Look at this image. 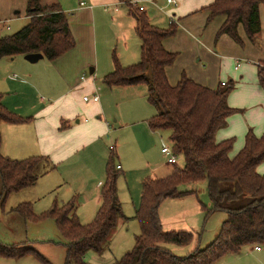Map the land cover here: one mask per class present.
<instances>
[{"label": "trees", "instance_id": "trees-1", "mask_svg": "<svg viewBox=\"0 0 264 264\" xmlns=\"http://www.w3.org/2000/svg\"><path fill=\"white\" fill-rule=\"evenodd\" d=\"M130 8L137 20L136 31L141 39V59L124 65L114 54L115 67L107 73L104 81L110 86L145 84L147 97L158 112L149 119L152 129H169L174 150L184 159V165H176L174 171L165 176L147 175L142 181L140 205L133 216L140 225L134 247L114 264H213L228 253L239 252L246 245H264V173L258 166L264 162V133L258 136L253 130L246 135V142L232 156L235 138L221 141L217 132L225 127L236 108L228 102L234 88L233 80L221 82L213 88L204 85L183 73L181 79L172 84L166 68L174 63L178 53L168 50L164 40L176 34L178 26L169 27L151 23L145 11L131 4L132 0H119ZM264 0H215L205 10L210 12L208 21L218 16L226 19L217 36L230 35L243 43L240 26H244L252 41L262 32L261 11ZM27 25L12 34L0 36V59L42 52L47 59L54 60L75 47L69 16L57 3L44 5L43 0H28ZM258 77L264 86V57L257 63ZM27 118L11 111L3 102L0 93V125L2 122L21 123ZM0 129V179L2 191L0 204L4 208L9 196L35 184L39 179V165L45 156L12 158L1 151ZM116 151L115 147L111 148ZM111 154L107 164L106 179L101 188V205L91 222H83L77 214L75 199L55 204L37 214L32 202L24 201L10 211L26 220L40 221L53 217L65 238L67 247L65 264H88L85 254L89 249L102 251L126 216L120 199L118 179L120 169ZM205 181L211 204H202L206 216L213 210H226L227 218L214 238L205 247L196 248L187 255H178L170 245H188L194 239L189 230H165L160 217V206L167 198L182 197L195 192L183 189V185ZM230 181L233 188H223ZM244 194L251 200L242 206L225 202L233 201ZM249 197V198H250ZM25 243H7L0 240V256L19 258L32 254L44 264L52 261L37 248Z\"/></svg>", "mask_w": 264, "mask_h": 264}, {"label": "crops", "instance_id": "crops-1", "mask_svg": "<svg viewBox=\"0 0 264 264\" xmlns=\"http://www.w3.org/2000/svg\"><path fill=\"white\" fill-rule=\"evenodd\" d=\"M81 1H85L86 5L81 6ZM159 1L132 0V2L137 3L138 8L143 6L141 4H145L146 9L144 11L152 24L159 26L157 11L167 14L170 24L172 22L178 24L177 33L164 40V45L168 50H177L179 52L176 62L166 68L168 78H170L169 81L171 80V75H181L180 77L177 76V80H171L172 84H176L184 72L180 74V69L178 73H175L176 66L187 65L190 58H194L195 63L202 61L206 63V66L203 64V67H206L205 69L203 67L200 68L202 71L207 70V63L210 61L212 69L220 67V75L221 69L227 64V59L235 61L236 70L240 68V61L247 57H252L255 62L257 61L256 63L261 60L259 56L262 52L264 53L263 21V35L262 37H256L254 41L248 38L244 26H240L239 31L243 37V43H239L228 34L217 36L220 26L226 19L225 16H218L211 22L208 21L210 12L205 10V8L210 6L215 0H176L177 6L169 5L168 2L164 6H160ZM54 3L59 4L65 13L68 14L76 45L54 60L47 59L51 65L47 63L36 65L46 57L39 59L37 62L29 61L25 58V55L8 56L0 59V93L3 95V102L8 109L27 118L25 122L21 123H1V151L4 155L17 159L34 155L45 156L39 165L42 177L40 176L41 178L38 181L49 176L46 179L47 182H55L56 180L59 182V186L68 184L70 187L65 190V195L68 194V196L63 197V199L75 197L79 209H88L93 214H90L92 219L88 217L87 220H84V222H91L101 205V188L106 175H102L98 168L96 172L93 171L91 174L93 177L91 182L87 181L85 183L83 181L81 187H74L70 185V180H67L66 174L61 170L76 163L80 164L81 160L75 159L74 157L76 156H82L83 154L89 158L93 157L94 151L92 148L111 133L110 118H107L106 110L101 100L97 102L84 99L85 95L92 94L97 87V71L100 73L98 75H106L114 69V64L106 59L107 49L110 44L105 27L110 23L118 28L119 32L115 36V53L118 54L124 64L132 63L138 59L139 50L137 48L135 50V45H138L139 49L141 39L135 30L136 23H134L132 15L127 8H124L126 4L119 0H43L44 5ZM166 7L177 8L178 20H176L175 15L173 18L166 11ZM27 10L28 0H0V36L6 33V29L11 31L13 26H16V29H20V27L27 25L30 20ZM262 14H264L263 8L261 16ZM185 44L193 47L190 53L185 52ZM133 45L134 49H132ZM113 47L114 45H112ZM226 50H229L230 53ZM100 55L105 58H101ZM101 59H103L102 69L100 66ZM88 69H90L91 76L86 77L84 80L82 75H86L85 73ZM197 75H209V73L200 72ZM242 76L241 81L246 79L251 81V90H243L244 98H249L251 101L252 98L257 100L251 122V126L255 128L256 132L245 123L242 126H237V120L240 117L238 114L231 115L230 119L228 118L227 125L217 132L216 138L221 141L234 137L235 144L238 139V145L234 146L231 152L232 156L239 152L242 145L244 146L249 130H253L258 136L264 133V86L259 81L258 67L257 70L250 68V71ZM202 79L200 78L196 81L208 85ZM230 80H233V78H230ZM245 84L248 85V82H245ZM208 86L216 87L214 84ZM115 87L120 88L119 86ZM150 130L156 133L160 129L154 130L151 128ZM115 149H117V144ZM161 152L167 160L162 148ZM72 158L74 162H70ZM82 159L84 160L83 157ZM84 164L87 165L86 162ZM118 165H121L123 169L121 162ZM175 167L176 165L174 166L168 162L156 167L150 166V172H146L145 175L151 174L165 177L171 174ZM161 170L162 173L160 172ZM37 182L20 191L35 187ZM196 184H188L186 188H183L195 190V192L182 197L167 198L163 201L159 210L165 230H189L194 232V239L188 245H185L190 247L193 243L188 253L196 248L204 247L202 242L207 239V236L204 238V235L199 233L201 224L203 219L206 222L211 218L212 214L218 211L213 210L206 216L202 204H211L208 188L202 190L199 187L197 188ZM51 188L55 189V186ZM198 190H202L201 193L205 197L207 196V200L199 196ZM140 201L141 199L134 200L135 204L138 205L137 208L140 205ZM137 208L135 206L136 210ZM9 214L10 216H18L16 215L17 213ZM135 214L129 212L127 215L135 220L136 218L133 217ZM121 226L125 227L124 222H122ZM118 228L114 234L120 233V237L126 239L125 228L121 231H118ZM220 228L208 229L212 230L208 231V238L211 237V240L215 234H218ZM18 239L17 241H24V239L21 240L22 238ZM110 240L106 243V247L111 246ZM64 241V239H60V242H56L63 245L67 252ZM206 243L209 244L210 242ZM125 245H127V242ZM173 245H170V247L179 254ZM256 246L251 245L252 250L254 248L258 252L263 251L262 245H260L261 249H257ZM242 250L236 254H241ZM29 255L32 254L23 255L19 258L3 256H0V258L20 260ZM218 260L219 258L216 261ZM0 262L3 261L0 259Z\"/></svg>", "mask_w": 264, "mask_h": 264}, {"label": "rangeland", "instance_id": "rangeland-1", "mask_svg": "<svg viewBox=\"0 0 264 264\" xmlns=\"http://www.w3.org/2000/svg\"><path fill=\"white\" fill-rule=\"evenodd\" d=\"M167 0H160L159 5L164 6ZM147 3V2H146ZM145 7V4H141ZM124 8L130 12V8L125 5ZM148 9V8H147ZM166 11L176 20L177 17V8L173 7H166ZM158 14V25L160 27H169V17L167 14H164L161 11H157ZM131 14V13H130ZM134 23L137 26V20L135 16L132 15ZM157 21V20H156ZM262 21L264 24V14H262ZM177 24V23H176ZM178 26V24H177ZM16 26H13L11 31L6 29L5 34H12L18 31ZM21 28V27H20ZM108 41L110 46L107 49L106 59L111 61L115 67L114 61V54L115 53V44L116 38L115 36L119 32L116 26H112L110 23L107 24L105 27ZM136 30V29H135ZM137 32V31H136ZM177 33V32H176ZM4 34V35H5ZM138 34V33H137ZM263 32L259 34L262 37ZM115 38V39H114ZM139 41V40H138ZM140 42V41H139ZM112 45L114 47L112 48ZM139 50L138 59L132 63L138 62L141 59V46L138 49V45H135V50ZM134 49V45L132 46ZM185 52L190 53L193 50L192 46H188L185 44ZM229 51V50H226ZM179 56V52L175 50ZM230 53V51H229ZM118 55V54H117ZM242 56V55H239ZM247 56V55H246ZM101 58H105L104 56L100 55ZM119 57V56H118ZM264 57V53L262 52L259 56V59ZM178 59V58H176ZM121 60V59H120ZM225 61V59H223ZM103 59H101V69L103 65ZM122 62V61H121ZM176 62V60L174 61ZM208 68L205 71L200 70L203 67V64L206 63L204 61L200 63H195L194 58H190L187 65H179L175 68V73H178L180 70V74L185 73L187 76L193 78L194 80H198L203 78L205 84H214L216 87L223 81H231L230 78H233V85L234 88L229 95V104L235 107L237 110L234 114H238L240 119L237 120V126H242L244 123L250 127H252L255 131V128L251 126V122L253 120V110L256 105V101L252 98V101L249 98H244L243 90L248 89L251 90V81L249 80H242L243 74L248 73L250 68H254L257 70V61L252 59V57H247L243 59L240 65V68L236 70V63L234 60H228L227 64L223 66L221 69V75L219 74L220 67H215L212 69L211 62L208 61ZM49 64V60L47 58L42 59L39 64L36 65H43ZM123 63V62H122ZM127 63L124 65L132 64ZM172 65V64H171ZM178 65V64H176ZM204 69L206 67H203ZM246 69H248L246 71ZM203 72L205 74L209 73V75H197L198 73ZM99 71H97V86L102 87L101 89V103L106 110L107 118H110L109 121L112 125L111 133L109 136L105 137L104 139L100 140L98 144H96L92 150L94 151L93 157L89 158L82 154L79 156L74 157L75 159H80V164H73L70 165L68 168L64 167L61 171L64 172L67 176V180H70V185L74 187H81V183L84 181L85 183L91 182L93 179L92 173L93 171L96 172L99 168V172L102 175H106L107 173V164L109 161V157L111 154L114 155L113 162L114 165L121 164L123 165V169H120V176L118 179V187H119V194L120 199L123 205V211L126 212V216L129 212L135 214V206L137 208L138 205L135 204V199H141L142 196V181L145 176L151 175L146 174V172H150V166L156 167L160 166L163 163H166L167 160L164 158L161 148L163 143H167L168 145L172 146V141L170 139L171 131L169 129H160L156 133H153L149 126V119H151L155 114H157L158 110L155 105H153L148 97H147V87L145 84H136V85H129V86H119L117 88L115 86H110L104 81L105 75H98ZM85 77L91 76L90 69L85 73ZM100 74V73H99ZM103 74V73H102ZM257 74V72H256ZM177 76L181 75H171V80H177ZM198 78V79H196ZM170 79V78H169ZM170 80V82H171ZM177 82V81H176ZM248 82V85L245 84ZM207 85V86H208ZM84 96V95H82ZM250 102V103H246ZM252 102V103H251ZM233 114V115H234ZM230 119V118H229ZM229 121V120H228ZM256 132V131H255ZM257 134V133H256ZM121 143V147H120ZM117 144L116 151H112L111 146L115 147ZM238 145V139L236 141L235 146ZM243 147V145H242ZM84 158V160L82 159ZM83 161V162H82ZM70 162H74V159L70 160ZM86 162L87 165L84 163ZM179 166L184 165V159L180 156L179 159ZM101 166V171H100ZM175 166V165H174ZM264 162L259 166V172H264ZM162 173V170L160 171ZM38 173L41 176L42 172L38 169ZM39 176V178H41ZM37 182L35 187L30 188L28 190H23L20 192L12 193L4 208L1 207L0 204V240L7 242V243H25L24 245H31L37 248L42 254L48 257L52 264H65L66 258V248L57 243L56 241L60 242L61 240H65L63 235L61 234L56 220L53 217H46L40 221L34 220H26L23 216L18 215L10 216L9 213L11 212L10 209L17 205L20 202L30 201L32 202L33 209L37 214H40L46 210H49L55 202L59 204H63L64 202H68L71 199L76 198L72 197L71 199L64 200L63 197L68 196L65 195V190L68 189L70 186L60 185L59 182L55 180V182H47L49 176H46ZM51 179V178H50ZM58 182V183H57ZM197 188L204 190L207 188L205 181H199L197 184ZM55 186V189L51 187ZM187 185H183L182 188H186ZM233 183L230 181H226L222 183L223 188H233ZM202 190H198L199 196H201L204 200H207V196L205 197L201 192ZM2 191V181L0 179V194ZM64 194V195H63ZM249 194H244L240 198L229 201L226 200L225 202L233 204V206H242L247 204L251 197ZM26 198V200H24ZM28 198V200H27ZM24 200V201H23ZM134 212V213H133ZM82 213V215H81ZM73 214H77L79 218L84 222L87 220L88 217L92 219V213L88 209H79L76 207L73 211ZM84 214V215H83ZM92 214V215H90ZM87 216V217H84ZM11 217V218H10ZM19 217V218H18ZM130 217V216H128ZM227 218V211L226 210H218L214 214H212L211 218L206 222L201 224L199 233L204 235V238L207 236V239L203 240L202 245L205 247L207 245L206 242H211L214 240L216 234L212 239L211 237L208 238V229L213 228H220L222 226L223 220ZM89 222V221H88ZM121 224L124 222L125 227L118 224L117 228L118 231H121L125 228V234L127 235L126 239H122L119 234H114L111 236V246L109 245L106 247L107 244L104 245L103 251H96L94 249H89L85 254V259L88 264H114L120 257H122L126 252L130 251L136 241V235L140 232V225L137 219L133 220L123 219L120 221ZM116 228V229H117ZM136 230V231H135ZM116 231V230H115ZM218 232V231H217ZM117 233V232H116ZM18 238L24 239V241H17ZM28 238V239H27ZM128 238L130 239L128 241ZM27 240V241H26ZM109 241V240H108ZM127 242V245H125ZM193 244V243H192ZM191 244V245H192ZM188 246H175V249L179 252L178 255H186L189 254L188 251L191 248ZM263 251L258 252L254 248L252 250L251 245H247L242 248L241 254L236 253H228L233 255H223L219 258L215 264H264V245ZM111 247V248H110ZM127 248V249H125ZM241 251V250H240ZM239 251V252H240ZM118 257V259H116ZM223 257V258H222ZM3 262L0 264H43L38 258L33 255L26 256L20 260L18 259H2Z\"/></svg>", "mask_w": 264, "mask_h": 264}, {"label": "built area", "instance_id": "built-area-1", "mask_svg": "<svg viewBox=\"0 0 264 264\" xmlns=\"http://www.w3.org/2000/svg\"><path fill=\"white\" fill-rule=\"evenodd\" d=\"M168 4L169 5H175L177 6V1L176 0H167ZM131 4L135 7H138L137 3H134L131 1ZM81 6H85L86 5V2L85 1H81ZM140 10L144 11L145 8L143 6H140L139 7ZM85 75H82V79L85 80ZM102 87L100 86H97L95 91L90 94V95H85L84 99L87 100V101H100L101 100V89ZM162 151L163 153L166 155V158H167V162L169 164H178L179 163V159H180V154L177 153L173 146H170L168 145L167 143H163V147H162ZM118 167H121V165H118ZM257 249H261V246L260 245H257L256 246Z\"/></svg>", "mask_w": 264, "mask_h": 264}, {"label": "water", "instance_id": "water-1", "mask_svg": "<svg viewBox=\"0 0 264 264\" xmlns=\"http://www.w3.org/2000/svg\"><path fill=\"white\" fill-rule=\"evenodd\" d=\"M43 57H45V55L42 52H31L25 55V58L31 62H37Z\"/></svg>", "mask_w": 264, "mask_h": 264}]
</instances>
